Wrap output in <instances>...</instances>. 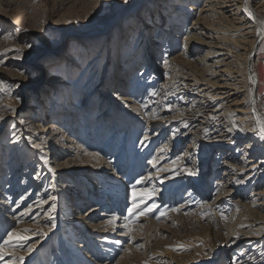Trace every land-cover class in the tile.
<instances>
[{
  "label": "bare ground",
  "instance_id": "6f19581e",
  "mask_svg": "<svg viewBox=\"0 0 264 264\" xmlns=\"http://www.w3.org/2000/svg\"><path fill=\"white\" fill-rule=\"evenodd\" d=\"M128 1L130 6L142 4L140 0ZM147 11V14H143L145 18L141 30L133 29L123 48L120 30L114 32L116 37L112 46L116 50H121L123 56L119 58L122 64L118 70L115 62L109 66L113 81L102 84L103 88L107 89L104 90L103 97L107 101L98 107L100 111H97L98 114L93 121L95 125L92 124V137L88 134L90 126L87 124L90 123L87 116H90L92 109L97 106L94 96L98 91L94 88L97 86L94 75H98L100 70L105 71L104 68L110 59L107 58L103 65L99 52L91 62L82 63L81 55L87 53L86 56L89 58L92 54L89 46H96L103 38V33L112 32L106 24V27L104 24L97 26L101 37L81 40L88 48L81 47L80 55L71 59L73 64L74 62L82 64V69L76 74L79 76L77 81L82 82V79L92 81L85 86L79 82L71 85L73 89L71 104L63 105L68 112L57 109L58 105L55 107L49 104V111L54 115L47 117L46 120L50 123L30 120H21L23 123L21 121L18 123L21 124V128L23 127L22 130L36 139L40 147L49 150L48 156L56 158V161H50V164L57 163V166H50L49 169L62 172L58 178H68L65 172L71 167L88 164L95 168L99 179L109 185L114 182L112 179L116 178L114 173L120 171L125 155L126 159L129 153L132 155L128 179L132 175V170L136 168V163H140L138 172L142 170L143 158L148 156L149 160L145 161L146 170L137 175V180L141 178L143 180L137 185L136 190L138 202L140 194L145 190L152 193L151 198H145L140 206L151 202L154 208L160 209V216L163 217L160 227H156L157 230L165 231L166 223L177 224L174 216H185L186 209L189 211L192 209L191 213L197 212L195 210L197 207L199 212L196 215L200 220H205L208 224L218 221L215 226L217 225L219 231H212L211 238H221L223 245L234 252L233 264H264V139L254 131L257 117L264 120V103L261 108L257 105L254 84L260 83V75L253 64L256 45L264 35V0H155ZM134 13L133 18L130 17L126 22V26L132 27L136 20L134 17L141 16L138 10ZM94 30L90 28L87 32ZM180 31L183 35L176 43L174 38L176 40L178 37L174 36V33L178 34ZM47 32L54 36L60 30L51 25ZM178 43L179 49L172 53ZM162 46H165L163 61L159 66H154L152 62L159 57ZM27 48L13 46L11 50L21 54L6 58V63L16 69L8 75L7 81L10 87L14 86L15 89L12 90L14 94L21 93L20 86L26 79L24 75L35 72L29 54L26 53ZM65 73L71 76L75 72L66 68ZM58 75L59 72L52 73L50 79L42 83L49 84L45 88L53 90L57 87L60 83ZM162 76L164 81L156 83ZM140 97L144 98L143 101L139 100ZM117 101L119 103L116 104ZM116 106L121 109L118 108L116 111ZM155 111L159 113L160 118H155ZM58 114H63L64 120L59 123L52 121L56 120ZM126 119H129L131 124ZM78 121L79 123H76ZM75 123L86 125L81 134L73 130L72 124ZM142 123L146 124L143 132L140 131ZM25 125L27 127H24ZM148 125L155 131L149 132ZM169 128L171 134L167 141L169 144L171 142L172 146L169 148L162 142L159 143L157 150L151 153L154 143L152 139L162 138ZM46 132L51 133L49 139L41 137ZM138 136L141 140H138ZM189 137L191 142L185 147V151L177 157L170 156ZM78 138L85 141V146L78 142ZM101 139H105V142L99 144ZM94 140L99 146L89 151L87 146ZM113 149H117V152L106 158ZM135 154L137 162L133 159ZM210 154L215 157L211 169L206 163ZM182 158L185 164H190L196 169L195 174L194 172L190 174V171L182 168ZM15 160L11 158L9 161V164H12L9 168L12 174L1 204L4 206L3 209L8 210L9 221L21 225L14 230L30 237L33 234L23 230L25 221L35 209L30 206V200L38 185L31 186L32 180L27 173L22 185L25 191L18 205L14 209L6 208L13 200L12 195L16 190L19 175L17 174L19 162L16 163ZM199 166L201 168H198ZM106 169L113 173H107ZM201 169L207 171L206 176H209V182L213 183L211 187L215 191L209 202H203L207 190L206 176L196 175ZM14 173L17 175L14 176ZM47 175L50 176L51 172ZM110 176L113 178L109 179ZM65 188L71 190L73 187L65 184ZM103 189L99 186L100 191ZM182 189L186 190L187 194L183 195L185 197L176 205L170 207L171 211H168L170 199ZM84 201V198H80L77 204ZM64 212L72 211L65 209ZM93 212V210L84 212L78 218L79 221L90 219ZM171 213L170 216H164ZM46 217L47 215L43 219ZM112 217L116 219L109 223ZM109 218L95 228L103 230L108 227L105 226L107 223L113 224L114 228L116 226L121 228L124 232L118 237H127L125 241H128L130 250L138 246L137 242L144 240L143 224L132 226V230L129 231L126 220L118 222L117 220L121 218L117 215H109ZM107 231L108 229H104L100 233ZM103 240V243L109 244L107 240ZM107 250L112 252L110 249Z\"/></svg>",
  "mask_w": 264,
  "mask_h": 264
},
{
  "label": "rangeland",
  "instance_id": "374dc122",
  "mask_svg": "<svg viewBox=\"0 0 264 264\" xmlns=\"http://www.w3.org/2000/svg\"><path fill=\"white\" fill-rule=\"evenodd\" d=\"M140 1H142V4L139 6L137 4V6H130L128 0L127 3H125V0H0V81L3 82L0 83V117H3L0 120V242L3 238H6L7 232L21 226L18 222L9 221V218H7L8 210L3 209L4 206L1 204L7 190V182L12 174V170L9 169L12 165L9 164L10 159H16L15 162H19L20 167L17 170L19 175L16 190L12 195L13 200L6 208L14 209L18 205L21 195L25 191L22 188L25 173L32 180L31 186L33 184L38 185L34 189L35 192L31 195L32 199L30 200V206L35 207V209L29 214V219L25 221L24 226V229H28V232L33 235L28 237L26 241L20 242L24 244V249L18 247L13 251H9V255L0 260V264H8L9 261L19 256H24L23 264H233L232 255L234 252L223 245L221 238H211L212 231H219L217 225L215 226L218 221L208 224L205 220H200L199 216L196 215L199 212L197 207H195L197 212L191 213L192 209L190 211L186 209L185 216H174L177 224L166 223L167 228H165V231L156 228L160 227L163 216H160V209L154 208L151 202L145 206H140L136 210L139 212L152 206V211L145 216H140L139 219H136L135 215L129 216L127 209L131 207V186L137 181V175L146 170L145 161L149 160L147 159L148 156L143 158L142 170L138 172V164L140 163H136V168L132 170V175L128 179L132 158L130 156L132 155L129 153L128 159L125 155L120 171L114 173L116 178L110 176L109 179L113 178L114 182L109 185L101 178L99 179L95 168L88 164L71 167L70 170L65 172L68 178H58L62 172L49 169L50 166H57V163L50 164V161H56V158L48 156L49 150L36 147L39 143L31 134H27L25 130H22L23 127L21 128V124L18 123L21 120L50 123L46 119L47 117H54V115L49 111V104L55 107L58 105L57 109L66 110L63 105L71 104L73 93L71 85L79 82L82 86H85L90 83L89 81H92H88V79H82V82L77 81L79 76L76 74L82 69V64L80 62H74L73 64L71 59L80 55L79 49L81 47L88 48V46L81 43V40L101 37L102 34L98 32L97 28L106 24L112 32L103 33V38L96 46H89L92 51L89 58L86 56L87 53L81 55L82 58L79 57L82 59V63H88L96 58L97 53L100 52L99 57L102 58L100 61L103 65L107 58L110 59L106 68H104L105 71L100 70L98 75H94L96 77L95 85H97L94 88L98 92L93 96L96 99L97 106L92 109L90 116H87L88 123H90L87 124L88 127L90 126L88 134L89 137H92V126L95 125L93 121L100 111L98 107L107 101L103 98L104 90L107 89L103 88L102 84L112 83L113 81L109 66L115 62L118 70V67L122 64L121 58H119L123 56L121 50H116L112 46L116 37L114 32L117 29L120 30V39L123 38L121 48H123L128 40L127 38L132 35L133 29L141 30L145 18L143 14L148 13L149 5L155 0ZM135 10H138V14L140 13L141 16L134 17L137 21L135 20L132 27L130 25L126 26L129 18L134 16ZM137 24L139 25L137 26ZM51 25L58 27L60 32L50 36L47 31ZM90 28L95 29L94 32H87ZM68 32L75 34L70 35L67 34ZM175 35L178 37L176 40L174 38L177 43L183 32L174 33ZM29 45L31 46L29 47ZM13 46L28 47L26 53L28 52L29 59L35 67L34 73L24 75L26 79L23 80L20 86V94L12 93L15 88L14 86L10 87L7 83L9 80L8 75L16 69L6 63V58L21 54L11 50ZM178 49L179 43L173 48L172 53ZM164 51L165 46H162L159 57L155 58L154 63L152 62L154 66H159L162 63ZM253 64L260 75V83L258 85L254 84V91L257 94V105L261 108L264 103V35L256 45ZM66 68L72 69L75 73L71 76L67 75L65 73ZM56 72H59L58 81L60 83L58 86L53 90L49 87L45 88L49 84L42 83H46L52 73ZM161 80L164 81L163 76L158 78L156 83L161 82ZM110 90L112 89L110 88ZM100 99H102V102H100ZM143 99L140 97L139 100L143 101ZM138 104L142 105L141 103ZM118 108L120 107L116 106L115 110L118 111ZM10 109H15V111ZM158 114L155 111L156 119L160 118ZM75 118L77 119L78 116ZM129 119H126V121L130 123ZM61 120H64L63 114H58L56 120L52 121L59 123ZM109 122L106 121V123ZM76 123H79V121ZM76 123L72 124V128L78 134H81L86 125ZM24 127H27V125ZM145 128L146 124L142 123L140 131L143 132ZM147 129L151 133L155 131L150 125ZM170 134L171 128L165 131L162 138H153L152 142L154 143L150 152L154 153L159 143L162 142H165L164 144L170 148L172 143L169 144L167 141ZM19 135L20 137L17 139ZM41 137L49 139L51 133L46 132ZM77 140L82 146H85V141L80 138ZM138 140H141L139 136ZM95 142L96 140L88 144L89 151L95 150L99 144L105 142V139H101L98 145ZM189 142H191L190 137L186 138L170 156L177 157L182 154ZM114 149L106 158H110L117 152V149ZM125 149L126 147H124V151L128 154L127 149ZM54 152L52 151V153ZM134 157L133 159L137 162L136 154ZM206 163L210 169L213 168L215 163L213 154H210ZM181 164L182 168L190 171V174L196 170L192 168V165L185 164L184 161ZM106 170L109 174L113 173L111 170ZM50 172L51 175L48 176L47 174ZM205 172L207 171L201 169L196 175L206 176L207 173ZM17 174L14 173V176ZM65 184H70L73 188L68 190L65 188ZM212 184L209 182V176H206L207 190L203 202H209L213 198L215 191L211 187ZM99 186L104 188L103 191L99 190ZM163 193L165 195V192ZM185 194H187L186 190L182 189L174 198L170 199L168 211H171L170 207L181 201ZM52 197H56V199L53 200ZM78 198H84L85 201L82 204H77ZM81 200L83 201V199ZM46 201L48 203L43 204ZM53 204L56 206L55 212L51 211ZM65 209L72 212L65 213ZM88 210L94 211L92 217L79 221L78 218L81 214ZM44 214L47 217L43 219ZM50 215L52 219H49ZM109 215H117L121 218L117 221L126 220L127 225L130 220H135V223L131 224V228L139 224L145 226L143 227L145 230L143 229L142 232L144 240L136 243L139 247L136 246L130 250L127 245L128 241H125L127 237H118V235H123L124 231L117 226L114 228L113 224L107 223L105 226L108 227L106 228L102 226L104 229H108L106 233H100L104 229L95 228V226L100 225L99 223L108 220ZM170 215L172 213L164 216ZM153 225L154 227H151ZM103 239L107 240L109 244L103 243ZM28 246H32L30 252L27 251ZM126 247L128 248L126 249ZM237 247L241 249L240 246ZM107 253H111L113 256Z\"/></svg>",
  "mask_w": 264,
  "mask_h": 264
},
{
  "label": "snow or ice",
  "instance_id": "6c2138e0",
  "mask_svg": "<svg viewBox=\"0 0 264 264\" xmlns=\"http://www.w3.org/2000/svg\"><path fill=\"white\" fill-rule=\"evenodd\" d=\"M125 3H127V0H125ZM251 15V13H249ZM31 45H29L30 47ZM0 83H3L0 81ZM11 111H15V109H10ZM3 117H0V120H2ZM23 123V121H21ZM254 131L258 132V135L261 139H264V120H261L259 117H257L256 122V128ZM17 139H19L17 137ZM145 139H147V136H145ZM36 147H40L39 145H36ZM143 178L140 180H137L135 184L131 186V207L127 209L129 216L135 215L136 219H139L140 216H145L148 212L152 211V206L148 207L147 209L140 210L137 212L136 210L140 208V204L144 203L145 198H151L152 193L145 190L143 193L140 194L139 202H138V193H137V185L142 183ZM53 200L56 199V197H52ZM55 204L52 205V212H55ZM174 211H178V209H173ZM49 219H52L51 215L49 216ZM116 217H112V219L109 221V223L114 222ZM127 219V218H126ZM159 219V217H157ZM135 223V220H130L129 224L126 225L129 228V231L132 230L131 224ZM54 226V225H53ZM24 232L29 231L28 229H24ZM28 239L27 236L22 235L18 231H9L6 234V238H3L2 242H0V260H3L6 255H9V249L15 250L16 248L24 249V244L20 243L21 241H26ZM32 246H28L27 251H31ZM24 256L15 257L13 260L9 261L8 264H23Z\"/></svg>",
  "mask_w": 264,
  "mask_h": 264
}]
</instances>
